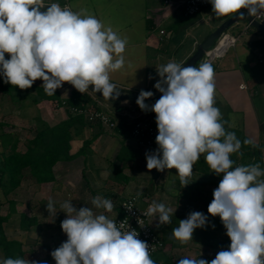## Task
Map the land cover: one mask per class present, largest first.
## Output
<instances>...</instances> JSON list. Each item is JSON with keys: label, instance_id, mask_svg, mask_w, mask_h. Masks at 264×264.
<instances>
[{"label": "clouds", "instance_id": "9594fccd", "mask_svg": "<svg viewBox=\"0 0 264 264\" xmlns=\"http://www.w3.org/2000/svg\"><path fill=\"white\" fill-rule=\"evenodd\" d=\"M208 2L217 18L233 13L245 18L241 9L251 17L264 16V0ZM45 5L44 0H0V76L4 83L25 90L42 80L48 95H55L68 83L82 94L118 98L120 90L110 82V72L124 67L126 40L83 10L74 12L51 3L41 11ZM156 71L160 79L154 88L162 94L160 98L149 106L145 101L154 93L141 90L136 100L142 111L150 107L156 114L158 148L146 153L147 169H176L185 187L195 162L206 154L204 159L212 172L222 176L213 190L208 213L220 217L231 241L228 249L219 251L211 261L184 258L178 264H264V179H258L264 170L260 164L233 167L230 155L239 153L241 141L234 132H226V122H221V112L214 106L213 65L204 62L186 67L170 61ZM89 85L94 86L91 91ZM91 204L93 207L79 209L71 201L60 205L67 214L60 225L67 240L51 252L56 264H155L149 244L138 238L139 233L129 225L124 230V221L118 225L105 214L113 211L112 200L97 195ZM47 211L55 218L54 201H48ZM172 214V208L156 201L143 213L158 217L157 227L171 224ZM207 220L202 212H190L172 229V237L187 243L193 240L195 229L206 227ZM0 264L47 262L17 257L0 258Z\"/></svg>", "mask_w": 264, "mask_h": 264}, {"label": "crops", "instance_id": "0c3cea01", "mask_svg": "<svg viewBox=\"0 0 264 264\" xmlns=\"http://www.w3.org/2000/svg\"><path fill=\"white\" fill-rule=\"evenodd\" d=\"M72 1L73 4L71 0H63L62 3L44 0V3L55 2L62 7L68 6L74 12L83 10L85 15H92L100 20L103 6L99 9L97 6L90 8L87 0ZM97 1L103 5L116 0ZM136 6L140 10L138 17L134 13ZM115 11L113 17H103L102 23L126 40L123 53L125 64L120 70L110 72V82L132 91L156 90L154 84L160 79L156 68L170 61L183 64L200 42L236 14L217 18L211 7L188 16L184 8L167 7L164 0H125L117 4ZM241 28L242 31L237 33L236 29ZM162 29L165 30L164 34L160 32ZM228 30L242 35V42L239 39L224 57L211 63L215 67L214 106L219 108L229 126L240 128L251 140L259 143L264 141V38L245 18L234 22ZM5 58L9 59V54L5 53ZM200 64L201 61L198 66ZM2 78L0 76V85ZM42 83V80H36L33 86ZM242 84L246 87H242ZM73 89L74 86L64 83L59 88L61 98L69 97ZM35 95L33 88L28 92L20 90L11 95L0 87V121L6 122L3 131L17 134V150L20 152L27 151L28 141L35 137L40 128L53 126L68 118V110L60 100L44 99L36 102L33 99ZM86 98L88 105L94 104L105 109L119 122H129L125 115L127 110L135 115L151 111L150 107L149 110L142 111L134 100L107 101L95 98L90 93L86 94ZM145 103L151 106L155 102ZM96 133L98 135L89 148L85 152H79L84 141L93 138ZM128 134L126 128L119 126V123L114 130L97 122L77 124L71 128L70 154L73 157L58 161L53 169V179L39 182L30 167L24 168L22 182L18 187H9L11 191L8 190V194L4 192L6 187L0 189L7 200L12 198L15 201L13 219L11 217L4 223L9 238L20 241L23 249L30 251L36 259L44 258L67 240L60 226L61 221L67 218V214L60 208L64 201H71L79 209L93 207L92 198L102 196L114 203L113 211L105 214L117 220L121 214V202L128 196L138 195L144 202L143 207H149L156 201L173 209L171 224L157 227L159 218L152 216L165 243L164 249L154 258L151 257L155 264H167L164 260L169 256L173 257L175 264L184 258H199L198 248L193 240L182 244L172 237V229L178 227L179 220H182L181 202L177 198L180 188L176 185L180 178L174 175L177 171H149L146 153H153L155 150L138 149L131 133ZM123 141L128 146L122 153ZM9 152L8 142L3 144L0 139V153ZM49 200L54 201L57 210L55 218L47 211ZM94 211L99 213L103 210ZM22 215L30 218V227L22 225ZM174 215L176 218L172 219ZM9 226L14 229L13 236L9 235L12 229Z\"/></svg>", "mask_w": 264, "mask_h": 264}, {"label": "trees", "instance_id": "16d2710c", "mask_svg": "<svg viewBox=\"0 0 264 264\" xmlns=\"http://www.w3.org/2000/svg\"><path fill=\"white\" fill-rule=\"evenodd\" d=\"M213 68L215 69L214 66ZM42 85L43 83L31 87V89L33 88V90L36 91V95L33 97L36 102L49 99L60 100L62 103L65 101L67 106L79 108L88 106L86 98L87 93L82 94L74 88L69 97L62 99L59 89L56 90L55 95H48L45 93ZM0 87L3 91H6L11 95H14V93L21 90L11 84L4 83L3 78ZM116 88L117 90L131 91L119 86H116ZM25 90L28 92L30 88ZM90 94L95 98H99L93 93ZM92 105L95 106L94 104ZM147 112L154 114L152 111ZM87 121L90 123L97 122L102 125L99 121L88 120L82 113L73 114L68 110L67 119L62 120L53 126L47 125L40 128L35 137L28 141L27 151L25 152L17 150V134H7L4 132L3 128L6 125V122L0 121V139L3 140V144H7L8 142L10 148L9 153H0V189L6 187V184H8L11 189L18 187L22 182L23 169L26 167H30L33 175L39 182H45L53 179V169L58 161L68 160L73 157V155L70 154L71 128L77 124H82ZM221 122H226L224 124L226 132H234L237 138L241 141V149L239 153H233L230 155V159L234 161L233 167L260 164L261 169L264 170V141L259 143L254 142L242 130L238 131L236 128L233 129V127L229 126L227 121H224V117L222 116ZM119 126L125 127L128 133H131V122L121 120L119 122ZM97 135L98 133H96L93 138L85 140L79 152H85ZM246 139L250 140L251 143L245 145L243 141ZM221 140H223V138H221ZM127 146L128 145H126L123 141L122 153L123 150L127 149ZM205 155L206 154H201L200 159L195 162L192 175L187 177L189 184L183 187L180 180H178L176 185H179L178 187L180 188V193L177 198L181 202L182 219L187 218L188 214L193 211L202 212L208 217L205 228H197L194 230L193 241L196 243L198 248V257L211 261L215 258L219 251L227 250L231 241L226 235V229L222 224L220 217H213L208 213V205L213 199V190L218 187L222 176H217L214 172H212L204 159ZM258 179H264V176ZM7 202L8 211L3 213V202L0 198V250L2 251V256L0 258L19 257L29 260L46 261L47 264H56L51 254L44 258L33 259L30 256V251L23 249V245L20 241L9 238L5 231L4 223L9 221L15 212V201L11 198L8 199ZM175 218L176 215L172 217V219ZM21 223L24 227L28 228L30 227L32 221L27 215H22ZM213 225L214 228L212 227ZM157 233L161 237V230H158ZM161 250L155 252L151 257L156 256ZM164 262L167 264H175L172 256L167 257Z\"/></svg>", "mask_w": 264, "mask_h": 264}, {"label": "built area", "instance_id": "2783aa9c", "mask_svg": "<svg viewBox=\"0 0 264 264\" xmlns=\"http://www.w3.org/2000/svg\"><path fill=\"white\" fill-rule=\"evenodd\" d=\"M165 6L170 8H184V12L188 16L196 15L202 12L205 8H211V3L208 0H164ZM240 11L247 12L246 9ZM264 26V16L254 17ZM162 34L165 30L160 31ZM240 38L239 34H235L228 29L223 31L217 41L209 48L201 59V63L210 62L214 63L218 59L224 57L229 49L236 45ZM246 87L245 84L241 85ZM63 105L73 114L82 113L88 120H96L109 129L114 130L119 121L110 112L98 106L88 105L86 107H73L67 106L66 102ZM125 115L128 117V121L132 123L131 137L134 144L138 148L154 149L158 148L156 144V136L158 135V129L156 125V115L148 112H143L140 115H135L131 110H127ZM127 207H133L128 209ZM148 207L140 206V196L131 195L125 198L121 202L122 214L117 218V224L124 221L125 229L128 225L130 228L135 229L142 241H146L149 246L150 257L157 251L164 249L165 243L157 233L156 227L152 221V216H144ZM141 220V223H138Z\"/></svg>", "mask_w": 264, "mask_h": 264}, {"label": "water", "instance_id": "95a60500", "mask_svg": "<svg viewBox=\"0 0 264 264\" xmlns=\"http://www.w3.org/2000/svg\"><path fill=\"white\" fill-rule=\"evenodd\" d=\"M51 3H55V2L46 3V5L43 8H41V11H46L47 7L50 6L47 4H51ZM241 12L244 13L245 19H247L251 23V25H253L262 34V36L264 38V26L258 20H256L254 17L249 16L248 12H244V11H241ZM239 19H240V17L238 16V14H235L229 20H227L226 22L221 24L218 28H216L213 32H211L202 42H200L198 44L195 52L183 64L186 67L189 65L198 66V64L201 61L202 57L204 56L205 52L209 48H211V46L220 37L222 32L229 29V27L232 26L233 23ZM93 87H94L93 85H89V91H91L93 89ZM152 92L154 93L153 96L148 98L146 101L156 102L160 98V96L162 95L157 90H153ZM139 93H140V91L120 90V95L118 98H116V99L109 98V100H107V101H116V100H134V101H136ZM93 94L100 97V98H103L102 93H93Z\"/></svg>", "mask_w": 264, "mask_h": 264}, {"label": "rangeland", "instance_id": "374dc122", "mask_svg": "<svg viewBox=\"0 0 264 264\" xmlns=\"http://www.w3.org/2000/svg\"><path fill=\"white\" fill-rule=\"evenodd\" d=\"M57 1H60L61 3L63 2V0H57ZM88 2H89V4H90V8H92V7H95V6H97L98 7V9H99V7H102L103 8V10L104 11H102V13H101V15H100V21L102 22V19H103V17H105V16H108V17H113L114 16V14L116 13V11H115V9L117 8V4H120V2L122 3V2H124L125 0H116L115 2L113 1V2H105V3H103V5H102V3L101 4H99L100 3V1H97V0H87ZM71 3L73 4L74 3V1H72L71 0ZM88 4V3H87ZM101 5V6H100ZM97 9V10H98ZM106 9H107V12H106ZM134 10H135V16H140V10H139V8H138V6H136L135 8H134ZM140 23H141V25H142V22L141 21H139ZM140 23L138 24L139 26H140ZM236 31H237V33H239L240 31H242V28L241 29H236ZM240 36H242V35H240ZM240 39V42H242V37L241 38H239ZM230 49H233V47H231ZM229 49V50H230ZM224 121H226V118L224 117ZM227 123H228V121H227ZM233 129H235V128H233ZM237 129V128H236ZM238 131L239 130H241L240 128L239 129H237ZM175 171H177L176 169H174ZM173 175V174H172ZM174 175H177V174H174ZM8 190H9V185L8 184H6V188L4 189V192L6 193V194H8ZM11 190H9V192H10ZM4 192H2L1 191V193H0V198H1V200H2V202H3V206H2V212L4 213V212H7L8 211V202H7V199H6V195L4 194ZM144 202L142 201V199L140 198V204H141V206L143 207L144 206V204H143ZM179 205H181V203L179 204ZM12 219H13V216H12ZM12 222H14V221H12ZM9 228H12L11 230H10V233H9V235L10 236H13V227L12 226H9ZM156 230H157V228H156ZM158 231V230H157ZM184 250H188L187 248H184ZM28 251V250H27ZM2 256V251L0 250V257ZM30 256L34 259L35 258V256H32L31 255V252H30ZM155 257V256H154ZM154 257H152V258H154Z\"/></svg>", "mask_w": 264, "mask_h": 264}]
</instances>
